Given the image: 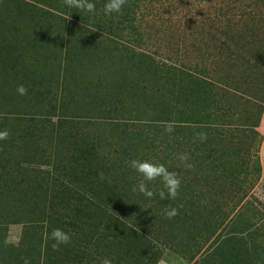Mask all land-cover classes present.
<instances>
[{
	"label": "rangeland",
	"instance_id": "rangeland-1",
	"mask_svg": "<svg viewBox=\"0 0 264 264\" xmlns=\"http://www.w3.org/2000/svg\"><path fill=\"white\" fill-rule=\"evenodd\" d=\"M93 3L102 7L95 13L81 11L80 16L89 19L98 16L99 20L106 18L108 21L97 22L105 23L104 28L110 21L108 29L74 18L70 8L66 5L61 8L57 0H13L11 3L15 7L24 5L22 12L30 14L28 19L31 22L34 16L39 18L38 22L43 17L47 19L30 33L41 51L47 49L45 53L50 52V56L47 64L43 59L24 62L21 58L15 61V55L6 48L17 39L22 42L26 37L22 34L26 30L21 26L20 32L15 33L9 31V26L0 34V44H3L0 47V70L5 73H0V131L7 129L9 132V140H0L2 154L7 161L4 163L2 159L0 167L9 165L7 176L0 179V214L4 217L14 213L13 209H19L22 201L20 209L23 207L22 210L27 211L23 216L20 211L8 215L9 221L1 222L3 245L5 243L12 246V251L15 250L24 231L33 229L32 225H36L37 220L48 216L56 222L62 220L63 230L72 236L70 247H82L79 249L83 253L82 260L77 259L73 264H102L104 259H110L112 264H196L215 248L220 237L227 235L226 229L237 216L249 217L252 226L248 230L256 229L263 236L260 235L256 242L263 240L264 110L258 124L251 127L249 122L255 117L256 109L251 115L249 110L241 113L230 100L222 107L228 123L217 126L222 141L217 143L214 138L201 141L193 131L183 127L175 133L166 132L164 122L174 121L172 115L164 111L161 117L159 112H149L151 119H147L141 115V108L122 98L123 90L110 91L111 88L105 84H97L98 89L91 90V95H82L75 85L89 87L90 83L84 85L78 74L70 73L69 68L65 78L70 83L68 90L58 93L55 83L60 79L52 74L57 64H67V58L74 56V47L78 44H84L82 50L89 56L96 54L101 38L88 33L87 36L94 41L91 42L82 40L80 36L90 28L98 35L106 36L102 42L108 47L118 49V53L109 49L111 55H118L119 50H123V55L130 50L148 56L157 65L171 68L196 65V68L204 66L208 70L209 59L199 57L197 49L210 50L218 43H213L215 40L224 39L227 35L235 36L238 30L246 35L248 25L243 17H238L240 10L260 12L259 20L264 27V0H139L132 12L126 7L128 11L124 18L117 13L101 17L103 15L98 12H104L102 0ZM15 13L12 12L10 17L16 16ZM8 19L6 12L0 10V28ZM25 20L22 19L23 24ZM233 23L236 25L232 26ZM254 23L258 25L257 21ZM15 24L18 25L15 22L10 25ZM66 39L70 42L65 45ZM257 40L264 47V35L259 34ZM56 54L58 56L52 59L51 55ZM2 61L8 63L4 65ZM86 67L94 71L96 81L99 72L96 61ZM215 72L206 73L217 85L220 74ZM50 74L51 77L47 78ZM3 78L5 80H1ZM21 84L28 89L26 96L16 91ZM249 100L248 104L259 102L258 98L249 97ZM99 102L101 108H98ZM242 103L240 100L239 104ZM175 128H178L177 123ZM230 133L235 136L231 137ZM226 146L234 148L232 154L237 152V157L229 155L231 160L226 156L219 160L226 171L224 177L214 170L210 172L207 183L199 181L196 165L203 157L196 148L198 151L206 148L211 152L216 147L226 151L229 149L224 148ZM249 149L250 152L247 151ZM247 152L246 171L237 174V181L233 183L228 180L231 175L227 173L226 166L232 165L230 162L239 165V158H244ZM183 153L188 154L194 164L193 169H186L177 159ZM133 159L163 163L170 171L177 172L181 178L178 197L175 200L159 198L158 192L163 189L160 178L146 181L148 188L157 193L153 198L133 192L132 187L143 179L126 163ZM100 172L106 176L103 181L99 179ZM29 186L34 188H29L28 195L23 198L21 193ZM99 190H102L101 206H107L108 216L99 211L102 209L96 198ZM49 205H53V210H48ZM56 205L59 206L54 209ZM170 207L179 208V214L172 219L165 216V210ZM40 225L45 227L46 220ZM110 225H117L120 230L129 229L134 239L143 240L140 246H136L134 260L116 256L114 251L110 254L107 249L113 248L103 247L101 234L105 233V228L110 234ZM79 229L86 234L76 232ZM83 236H91L86 248L82 246L84 243H78ZM34 239L37 241L36 234ZM95 240L98 242L93 243ZM116 250L119 253L118 248ZM0 259L5 261V251L0 252Z\"/></svg>",
	"mask_w": 264,
	"mask_h": 264
},
{
	"label": "trees",
	"instance_id": "trees-1",
	"mask_svg": "<svg viewBox=\"0 0 264 264\" xmlns=\"http://www.w3.org/2000/svg\"><path fill=\"white\" fill-rule=\"evenodd\" d=\"M93 1L97 3L98 0H90V2ZM12 2L13 0H3L0 5V10L5 11L7 17H9V19L2 24L3 27L0 28V34L9 26L11 27L9 31L18 33L21 30V26H23L22 28L26 31L22 36L26 35V37L22 42L17 39V42L9 44L6 49L10 54L15 55V61L21 58L24 62H32L31 60L34 59L40 61V59H43L47 64L50 52L45 53L47 49L41 51V48L36 45V39L31 34V31H34L38 24L41 22L43 24L47 19L43 17L41 18V22H38L39 18L34 16L33 22H31L30 18L28 19L30 14H24L22 12L24 5H17V7H15L11 4ZM58 2L62 6L61 8L65 7L63 0H57V3ZM102 3L105 5L107 0H105V2L102 0ZM138 3L139 0H127V6H123L121 13L124 15L123 18L127 14V11L129 10V12H132L133 8L137 7ZM131 5H133V7ZM100 7H102V5H96V10H99ZM126 7H128V10H126ZM70 10L74 18H78V20H88L91 26L102 28L105 23L98 22L108 21L106 18L99 20L98 16H93L90 19L86 16H80L81 10L76 8H70ZM15 11L16 16H12L13 18L10 17L12 12ZM259 13H248L245 10L239 11L238 17L241 19L243 17L248 25L247 29L249 32L247 31L246 35L238 30V32H235V36L230 35L229 37L227 35L224 39L215 40L213 43L217 41L218 43H215L210 50L206 48L197 49V55H199V57H206L205 59H209L208 70L204 66L196 68V65L192 68L186 65L172 68L165 67L162 64L157 65L148 56L130 50L128 53L125 51L123 55V50H119L118 55H111L112 53L109 49L117 53L118 49L114 46L108 47L102 42L103 39H107L106 36L98 35L97 32L90 30L91 28L85 29L87 33L85 34L83 31V34L80 35L82 40H91L90 37L87 36L88 33L93 37H99L101 38L100 42L97 44L99 48L96 49V54L89 56L82 50L84 44L82 43V46L78 44L74 47V56L72 57L70 55L67 58V64L64 63L63 65L61 62L56 65V70L52 75H56L60 79L59 83H55L58 88V93H63L68 90L67 85L70 83L68 84V80H65V78L67 76L66 70L69 68L70 73L74 71L73 73L78 74V77H80L84 85L90 83L89 87L75 85L78 89L77 92L82 95H91V90L98 89L97 84H105L108 89L111 88L110 91L114 89L123 90L121 94L122 98L129 99L136 107L141 108V115L146 116L147 119H151L148 116L149 112H159L162 117V113L165 111V114L172 115L171 118L178 124V128H174V133L183 127L194 133L205 132L207 133V138H214L218 143L222 141V135L217 126L226 125V123H228L226 120L228 117L222 110L223 104L232 100V104L236 106L237 111L247 113L249 110L251 112L250 115L253 114L254 109H256L255 117H252V121L249 122L251 127L258 124L260 115L264 110V47L259 43V40H257L259 34L264 35L262 34L264 33V27L262 21L259 20ZM98 14L103 15L101 17H106L104 12H98ZM26 15L28 16L26 17ZM22 19H26L24 24L22 23ZM125 20H127V18ZM254 21H257L258 25H255ZM12 22L18 25H10ZM109 23L110 21L102 29H108ZM234 25H236V23H233L232 26ZM229 30L232 31V28H229ZM14 38H16V36H14ZM69 42L70 41L66 39L65 45ZM91 42L94 41L91 40ZM2 45L3 44H0V47ZM103 50H105V52H103ZM51 56L54 57L52 59H55L58 54ZM93 61H96L97 70H99L96 74V81L93 75L94 71L86 67V65ZM1 63L6 65L8 62L2 61ZM82 63L85 64V67ZM101 65L104 67H101ZM211 70L214 72L216 71L215 73H219L223 77L219 75L216 82L218 83L217 85L208 78L206 72H211ZM1 71L2 69L0 70L1 74H5ZM50 77L51 74L47 76V78ZM1 80H5V78ZM112 82L113 85L111 84ZM114 95L117 97L116 94ZM249 97L258 98L259 102L256 100V102L250 103L253 105H250L248 104ZM240 100L243 102L242 105L239 104ZM150 104L152 105L150 106ZM101 106L99 102L98 108H101ZM158 107L161 110H159ZM242 107L243 109H241ZM228 109L230 108L228 107ZM245 120H247V118ZM230 136L234 137L235 135L230 133ZM1 148L2 147H0V161L4 159V163H7L3 157ZM224 148L229 149L224 151L222 147H216L211 150V152H207L206 148L200 151L196 148L200 157H203L196 165L199 169V181L201 180L202 183H207L210 179V172L214 170H216L218 175L220 174L224 177V172L226 171L224 166H220V163H218L219 160L224 156L231 160L229 155L237 157V152H233L232 154L234 148H230L229 146ZM247 151L250 152V149ZM248 152L244 158L242 156L239 158L241 160L239 165L229 161L232 165L226 166L228 167L227 173L231 175L228 180L231 182L234 181L233 183H235V181H237V174L246 171V165L249 159ZM7 168L9 169V165L5 164L0 167V170L6 173L3 174L0 172V179H2L3 175L7 176ZM29 188L34 187L29 186L26 188L25 194L21 193L23 198L28 195ZM102 190H99L96 195L100 206L103 200L100 194ZM22 191H24V189ZM22 205L23 201L20 206ZM20 206L18 207L19 209L13 210L14 213L20 211L23 216L27 211L22 210L23 207L20 209ZM58 206L59 205L54 206V209L58 208ZM52 207L53 205H49L48 210H53ZM106 207V205H104V208L101 206L103 210L99 209V211L108 216ZM111 207L112 204L110 208ZM2 211L4 212L5 209L3 208ZM127 212L129 214V210ZM14 213L11 212L5 216L3 215L4 217L0 214V217H2L0 218V224H3L1 222L9 221L7 219L8 215ZM26 219L31 220L28 216H26ZM44 220H46L47 225L42 227L40 222ZM231 224L232 225H229L228 228L226 227L225 233L227 232V235L223 238L220 237L215 248L212 251H208L200 261L196 262V264H264V239L256 242L261 234H259L256 229L252 231L248 230L252 226L249 217L244 218L237 216L231 221ZM30 225H32L31 222ZM63 225L64 223L62 220L56 222L51 216H48L47 219L41 218L37 220L36 225H32L33 229L29 226L31 230L26 229L24 231V234L20 237L19 245L13 250L15 253L11 250L12 246L5 243L4 245L6 247L3 245L4 238L0 235V252L5 251V261L0 259V262H2V264H24L25 258H27L30 260L31 264H73L74 262L76 263L77 259L82 260L81 255H83V253L81 251L79 252V249L82 247L76 249L75 247H70L69 244L60 245L59 250H53L51 247L54 243L50 237L52 230L55 228L63 229ZM108 229L111 231L110 234L107 233L106 228L103 230L105 233L101 234L100 242L103 244V247H105V249H107V247H112L113 249H107L110 250V254L114 251L116 256L119 255L122 258L134 260L133 258H136L137 247L140 246V242H143V240L140 238L134 239L129 229L120 230L117 225H110ZM0 230L2 231L4 229ZM33 231L37 235V241L34 239L35 234H32ZM246 231L250 232L246 233ZM76 232H81L83 235L86 234L82 229L76 230ZM25 236L26 238L24 240L23 237ZM90 237L91 236H83L79 238L78 243H84L82 246L86 248L87 246H85V244L90 243ZM261 237L263 238L262 235ZM97 242L98 241L95 240L93 243ZM104 242H106L107 245H105ZM22 245H25V247ZM1 246L5 247V250L1 248ZM117 248L119 253H117Z\"/></svg>",
	"mask_w": 264,
	"mask_h": 264
},
{
	"label": "clouds",
	"instance_id": "clouds-1",
	"mask_svg": "<svg viewBox=\"0 0 264 264\" xmlns=\"http://www.w3.org/2000/svg\"><path fill=\"white\" fill-rule=\"evenodd\" d=\"M63 3L69 8H76L88 13H95L96 11V5L93 2H90V0H63ZM126 3L127 0H107V3L104 5L105 15L110 16L112 13L121 14L123 6ZM16 91L21 96H26L28 94V89L23 84L18 85ZM164 128L166 132L172 133L175 128V121L164 122ZM195 136L201 141H205L207 139V133L205 132H197L195 133ZM8 137L9 132L7 129L0 131V140H6ZM177 159L186 169L191 170L194 168V164L189 160L187 153L180 154ZM126 163L130 168L134 169L143 176V179L132 187L133 192L138 191L148 199L153 198L157 193L148 188L146 181H154L157 178H160L163 184V189L158 192L159 198L161 200L166 198L175 200L178 197L181 188V178L177 172L170 171L165 164L149 160L140 161L138 159H133ZM99 179L101 181L106 179L103 172L99 173ZM165 189L167 191V196L165 195ZM179 207H183V205H180ZM178 214V207H170L165 210V216L168 219H172ZM50 237L54 241L51 245L53 250H59L60 245L69 244L72 239L69 232H65L60 228L53 229ZM24 264H31V262L25 258ZM102 264H112V261L110 259H104Z\"/></svg>",
	"mask_w": 264,
	"mask_h": 264
}]
</instances>
